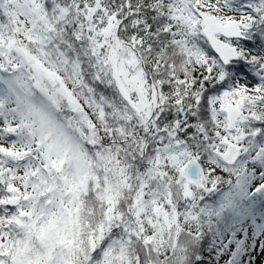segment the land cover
Segmentation results:
<instances>
[{
	"label": "snow or ice",
	"instance_id": "6c2138e0",
	"mask_svg": "<svg viewBox=\"0 0 264 264\" xmlns=\"http://www.w3.org/2000/svg\"><path fill=\"white\" fill-rule=\"evenodd\" d=\"M0 264H264V0H0Z\"/></svg>",
	"mask_w": 264,
	"mask_h": 264
}]
</instances>
